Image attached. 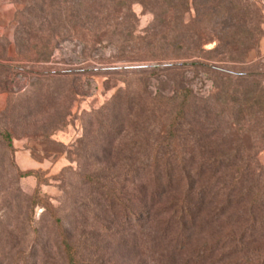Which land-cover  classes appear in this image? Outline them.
I'll list each match as a JSON object with an SVG mask.
<instances>
[{
    "label": "rangeland",
    "instance_id": "obj_1",
    "mask_svg": "<svg viewBox=\"0 0 264 264\" xmlns=\"http://www.w3.org/2000/svg\"><path fill=\"white\" fill-rule=\"evenodd\" d=\"M141 1L59 0L78 11L65 25L31 12L47 10L42 0H0V94L7 95L0 112V264H69L66 240L83 251L80 262H107L115 234L121 246L133 242L131 264H160L153 238L141 226L120 225L113 206L130 201L142 211L146 185L162 183L144 173V161L163 152L179 111L180 99H172L184 88L198 107L216 93L218 70L249 77L233 88L247 92L238 124L229 130L225 117L212 115L214 126L203 130L187 109L171 143L183 158L170 163L200 165L210 148L239 147L245 155L238 162L260 169L264 181V0H206L198 17L206 49L216 46V34L225 44H244L241 65L231 63L226 45L216 60L179 57L174 12L160 0L147 8ZM129 163L136 167L130 173ZM111 188L118 201L106 192ZM161 192L157 201L178 197ZM219 226L198 228L189 248L226 236ZM254 247L264 256V240Z\"/></svg>",
    "mask_w": 264,
    "mask_h": 264
},
{
    "label": "trees",
    "instance_id": "obj_2",
    "mask_svg": "<svg viewBox=\"0 0 264 264\" xmlns=\"http://www.w3.org/2000/svg\"><path fill=\"white\" fill-rule=\"evenodd\" d=\"M14 1L30 3L32 0ZM158 1L142 0L141 4L147 8V5L152 6V3ZM160 1L174 12L172 40L175 50L182 53L179 57H190L199 59V61L216 60L215 53L218 48L226 45L225 53L230 56L233 65H241L247 61V51L242 52L239 48L244 44L239 40L236 43L225 44L223 34H216L213 37L216 46L206 49L204 27L198 19L200 13L207 9L206 0ZM42 3L47 10H34L36 9L34 6L31 12L40 15V18H49L52 23L57 22L56 18H60L63 19V24L70 25L71 18L76 15L72 14L71 3L63 6L60 5L59 0H42ZM78 6L81 7L80 3ZM27 10L29 11V7H26ZM192 13L196 14L195 18ZM166 14L163 9L162 16ZM76 16H78V11ZM160 24L166 29L169 28L166 21L160 20ZM175 68L179 69L181 65ZM215 79L220 82L219 85L216 84V93L200 101L197 104L198 107L192 108L189 105L190 98L193 96L189 90L184 88L182 89L183 94L172 99V101L180 99L179 111H177V118H174L172 130L161 142L164 147L163 152L159 158L153 155L144 161V173L150 177L156 176V179L162 183L158 187L149 188L146 185L141 194L144 196L142 211H135L134 206L136 205L131 204L130 201L114 203L113 206L114 209H119L115 216L120 225L132 228L141 226L148 236L153 238L154 246L159 249L160 264L162 262L165 264H232L233 258L240 257H242L240 261L233 264H264V256L254 247L264 240V181L261 183L260 169L238 162L244 159V151L239 147L228 149L225 152L210 148L212 154L208 157L203 156V162L200 165L178 166L170 163L172 159L181 160L183 158L181 151L175 150L172 144L177 139L175 128L181 124L178 120H185L183 114L187 109V114L193 115L194 124L199 125L203 130L214 126L215 121L211 119L213 116L218 119L225 117L229 130L238 124L240 113L243 111L241 104L243 101L246 103L245 100L242 101V98L247 96V92L243 95L242 92L237 91L238 89L233 88L239 87L249 77L242 73L234 74L226 70H218V76ZM188 125L191 124L188 123ZM8 140L11 148L10 137ZM161 160L166 162H160ZM135 169V164L129 163L127 172L130 173ZM31 174L26 173V176H31ZM106 192L111 194L114 201H118L115 188L114 190L107 189ZM159 192L162 197L171 192H177L178 197L173 198V201H157ZM157 206H160L158 211L155 210ZM216 222L220 225L219 232H227L226 236L218 241L213 239V243H205L190 249L191 234L200 227L205 229ZM118 223L112 224L114 229L120 227ZM257 232L261 233V238L249 242V239L251 241ZM118 236L115 234L112 238V245L109 246L111 257L107 262L103 260L80 262L79 256L83 251L66 240L69 264H131L132 260L127 259H130L128 256H131L130 247L133 242L124 243L121 246L122 243L118 240ZM248 248H252L253 251L249 249L246 253L240 252V249L245 251ZM97 255L99 254L95 253L93 256L97 257Z\"/></svg>",
    "mask_w": 264,
    "mask_h": 264
},
{
    "label": "crops",
    "instance_id": "obj_3",
    "mask_svg": "<svg viewBox=\"0 0 264 264\" xmlns=\"http://www.w3.org/2000/svg\"><path fill=\"white\" fill-rule=\"evenodd\" d=\"M260 50L264 55V41H262L260 44ZM6 96L7 95L5 94H0V112H2L6 106V98H7Z\"/></svg>",
    "mask_w": 264,
    "mask_h": 264
}]
</instances>
